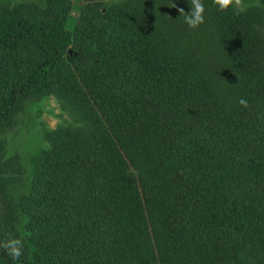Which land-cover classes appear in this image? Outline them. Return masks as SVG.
Wrapping results in <instances>:
<instances>
[{
  "label": "trees",
  "instance_id": "16d2710c",
  "mask_svg": "<svg viewBox=\"0 0 264 264\" xmlns=\"http://www.w3.org/2000/svg\"><path fill=\"white\" fill-rule=\"evenodd\" d=\"M46 1L0 4V136L47 96L74 125L18 198L0 138V264H264V0Z\"/></svg>",
  "mask_w": 264,
  "mask_h": 264
},
{
  "label": "rangeland",
  "instance_id": "374dc122",
  "mask_svg": "<svg viewBox=\"0 0 264 264\" xmlns=\"http://www.w3.org/2000/svg\"><path fill=\"white\" fill-rule=\"evenodd\" d=\"M125 1L128 0H105V5L111 6ZM46 2V0H0V4L5 3L12 8L21 4H34L44 9L47 6ZM245 4L246 7L261 5L260 0H245ZM80 8L81 5L76 4L71 15L78 17ZM70 125H74L73 120L64 111L59 100L54 96H47L37 103H30L20 116L18 124L0 136L5 148V157L16 158V165L22 172V180L12 187L11 196L18 198L30 192L34 161L50 149L46 134L58 127ZM26 219L24 217L22 226Z\"/></svg>",
  "mask_w": 264,
  "mask_h": 264
},
{
  "label": "clouds",
  "instance_id": "9594fccd",
  "mask_svg": "<svg viewBox=\"0 0 264 264\" xmlns=\"http://www.w3.org/2000/svg\"><path fill=\"white\" fill-rule=\"evenodd\" d=\"M214 5L221 12L229 10L239 14L246 7L245 0H212ZM190 12L178 9L180 16H183L184 22L189 28L195 29L205 23V3L204 0H189ZM176 5L174 4V8ZM239 104L247 107L248 102L244 98L239 99ZM6 249L7 255L13 260L19 258L24 250V241L22 237L10 236L6 242L2 244Z\"/></svg>",
  "mask_w": 264,
  "mask_h": 264
}]
</instances>
